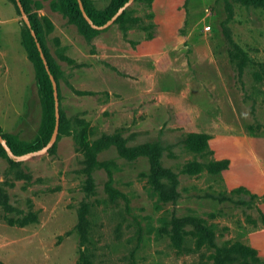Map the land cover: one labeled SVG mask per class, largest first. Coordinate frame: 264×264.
Wrapping results in <instances>:
<instances>
[{
	"label": "rangeland",
	"instance_id": "obj_1",
	"mask_svg": "<svg viewBox=\"0 0 264 264\" xmlns=\"http://www.w3.org/2000/svg\"><path fill=\"white\" fill-rule=\"evenodd\" d=\"M22 1L0 0V136L43 128L25 17L59 123L44 152L0 145V264H264V0H128L109 18L87 0L102 25Z\"/></svg>",
	"mask_w": 264,
	"mask_h": 264
},
{
	"label": "trees",
	"instance_id": "obj_2",
	"mask_svg": "<svg viewBox=\"0 0 264 264\" xmlns=\"http://www.w3.org/2000/svg\"><path fill=\"white\" fill-rule=\"evenodd\" d=\"M12 3L16 5L15 0H10ZM21 5L23 4L22 0H19ZM68 4L75 10L79 11V7L76 0H66ZM128 0H110V3L114 6L113 9L110 11L109 14H107L105 17L109 18L112 13L116 11L121 5H123ZM249 1V0H244ZM83 8L86 12V15L90 18L93 24L95 25H102L106 18L105 17H97L96 15H93L89 9V6L87 5V0H81ZM17 7V5H16ZM31 29L36 34V39L39 42L40 38L37 34V29L35 25V21L32 18H29ZM22 45L24 46L25 50L27 51L28 57L30 61L34 65L35 74L37 78L38 83V89L42 96V106H43V128L41 131V136L39 140L36 143H23V142H13V140L9 137H3L6 140V143L8 147L10 148L11 152L14 155H23L29 152H35L40 149V147L44 144H46L50 138L51 130L54 127V101H53V95H52V87L51 83L48 77V74L45 70V67L42 63V60L39 56V52L36 48L35 42L33 37L30 34V31L28 28H25V32L22 36ZM40 44V43H39ZM51 70V69H50ZM81 147L86 151L88 157L93 161L94 158L92 156L96 145H90L88 143L81 142ZM42 148V147H41ZM120 151L122 153H126L128 155L135 154L138 152V149L133 150H126L123 147H120Z\"/></svg>",
	"mask_w": 264,
	"mask_h": 264
},
{
	"label": "water",
	"instance_id": "obj_3",
	"mask_svg": "<svg viewBox=\"0 0 264 264\" xmlns=\"http://www.w3.org/2000/svg\"><path fill=\"white\" fill-rule=\"evenodd\" d=\"M76 1H77V4H78V7H79V10H80L82 16H83L86 20L90 21V19H89L88 16L86 15V12H85V10H84V8H83V5H82L81 0H76ZM15 2H16V5H17V7H18L20 13H21L22 15H24L25 12H24V10H23V7H22L20 1H19V0H15ZM119 12H120V10H118V11L115 13L114 17H115ZM114 17H112V19H110L109 21H107L105 25L109 24V23L114 19ZM25 23H26L27 27L30 29L31 36H32L33 39H34V42H35L36 48H37V50H38V52H39V56H40V58H41V60H42V63H43V65H44V67H45V70H46V72H47V74H48V77H49V80H50V83H51V87H52V95H53V101H54V127H53V131H52V133H51V135H50V138H49L48 142L46 143V145H45L44 147L40 148L39 150H37V151H35V152H32V153H40V152H44L45 149L48 148V147L53 143V141H54V139H55V137H56V134H57L58 123H59V109H58V100H57V89H56L55 80H54L52 74L50 73V71H49V69H48L47 62H46L45 57H44V55H43V52H42V50H41L40 44H39V42H38L37 39H36V35H35L34 31L30 28V23H29V21H28V19H27L26 17H25ZM0 145L5 149V151H6L9 155H12V156H13V154H12L10 148L8 147V145H7V143H6V140H5L2 136H0Z\"/></svg>",
	"mask_w": 264,
	"mask_h": 264
},
{
	"label": "built area",
	"instance_id": "obj_4",
	"mask_svg": "<svg viewBox=\"0 0 264 264\" xmlns=\"http://www.w3.org/2000/svg\"><path fill=\"white\" fill-rule=\"evenodd\" d=\"M210 14V10L209 9H205V16H208ZM205 30H207L209 28L208 25L204 26Z\"/></svg>",
	"mask_w": 264,
	"mask_h": 264
}]
</instances>
